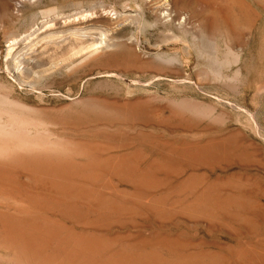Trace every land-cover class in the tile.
Returning <instances> with one entry per match:
<instances>
[{"label": "rangeland", "instance_id": "1", "mask_svg": "<svg viewBox=\"0 0 264 264\" xmlns=\"http://www.w3.org/2000/svg\"><path fill=\"white\" fill-rule=\"evenodd\" d=\"M0 264H264V0H0Z\"/></svg>", "mask_w": 264, "mask_h": 264}, {"label": "bare ground", "instance_id": "2", "mask_svg": "<svg viewBox=\"0 0 264 264\" xmlns=\"http://www.w3.org/2000/svg\"><path fill=\"white\" fill-rule=\"evenodd\" d=\"M163 1V0H162ZM165 2V1H164ZM168 2V1H167ZM174 2V1H173ZM155 3V2H154ZM186 3V2H185ZM166 5H167V3H165ZM167 6H169V4L167 5ZM162 7H165L164 5L162 6ZM168 8V7H167ZM165 10H167L166 8H164ZM170 9V8H169ZM170 11V10H169ZM163 13V12H162ZM169 12H167V14H168ZM167 14H165V15H167ZM160 15V14H159ZM158 15V16H159ZM163 16H164V14H162ZM169 16V15H168ZM170 17V16H169ZM185 18V17H184ZM163 19V18H162ZM173 20V19H172ZM167 21V20H166ZM185 21V20H184ZM168 22V21H167ZM183 22V21H182ZM163 23V22H162ZM177 23V22H176ZM164 24V23H163ZM168 24V23H167ZM180 24V23H179ZM181 24H183V23H181ZM184 26V25H183ZM43 28H45V27H43ZM187 28V27H186ZM178 29H180V28H178ZM41 31V30H40ZM50 35V34H49ZM36 36H39V35H37L36 34ZM29 37H30V35H29ZM16 41V40H15ZM13 43V42H12ZM19 43V42H18ZM21 43V42H20ZM11 47V46H10ZM16 47V46H15Z\"/></svg>", "mask_w": 264, "mask_h": 264}]
</instances>
